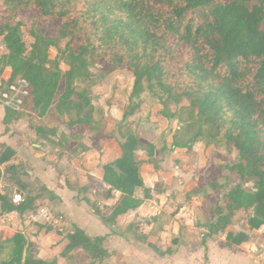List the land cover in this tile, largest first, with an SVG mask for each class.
<instances>
[{
    "label": "trees",
    "instance_id": "trees-1",
    "mask_svg": "<svg viewBox=\"0 0 264 264\" xmlns=\"http://www.w3.org/2000/svg\"><path fill=\"white\" fill-rule=\"evenodd\" d=\"M23 28L34 38L31 59L21 56ZM0 45L6 49L0 76L9 67L10 81L26 77L25 108L43 118L44 125L30 122L25 143L57 162L76 201L88 203L95 188L103 199L118 191L114 205L89 202L92 212L158 255L213 240L233 251L262 250L264 264V0H0ZM50 48L66 60L64 71L43 65ZM118 87L127 115L117 120L107 111ZM186 109L202 126L193 142H201L204 152L195 185L203 195L191 211L190 228L172 237L167 249L166 236L151 231L154 219L136 209L152 199L169 209L183 195L173 191L175 177L161 165L160 154L168 151L161 122ZM123 123L124 132L117 131ZM15 155L4 147L0 165ZM146 174L154 178L152 187ZM30 188L18 207L0 189L1 211L17 212L19 219L13 253L1 264H61L74 250L86 254L87 264H106L107 234L88 237L78 227L59 254L42 257L40 244L57 233L31 220L35 207L47 201L37 199L41 183ZM244 197L251 207L241 203Z\"/></svg>",
    "mask_w": 264,
    "mask_h": 264
},
{
    "label": "crops",
    "instance_id": "crops-1",
    "mask_svg": "<svg viewBox=\"0 0 264 264\" xmlns=\"http://www.w3.org/2000/svg\"><path fill=\"white\" fill-rule=\"evenodd\" d=\"M10 76H11V68L5 67L3 74L0 76V82L6 80ZM0 107L7 109L2 105H0ZM13 132L14 129L12 128V123L10 122L8 123V121L4 123V119L2 118L0 121V150L3 149L4 147H10L16 152V155L14 156V159L9 161L15 166L10 165L9 167L6 168L5 167L6 163L0 165V170H1L0 189L3 191L4 194H6L10 189H16L20 192L26 193L28 197L31 189L30 185L32 184V186L37 187L38 184L41 183L42 191L40 192L41 194L37 197V199H44L47 202H51V203L57 202V207L59 209V212H61L65 217L64 219L62 217V220L67 225V227H65L67 229V232H64L65 229L63 231L56 229V233L57 232L61 233V236L65 238H60L59 241L57 240V238H59V236H57L58 233L55 234L48 242L40 244L42 250L47 249L49 250L48 252L54 254L56 253L55 251L58 250L62 251V248L68 242V235L73 233L75 228L78 227L82 229L88 237L107 234L105 240V246L108 249V252L111 254L108 258L110 259L111 257L116 256V258L119 259L118 262L120 264H263L262 250H257L256 252L233 251L229 248L220 247L213 240H207L205 246H198L195 248L180 247L175 253H168V250H166L167 252L164 255H158L153 249L152 250L148 249L150 247H148L145 243L139 241L138 239H136L137 241L135 242H137V244L139 245H133L132 243V248L129 249L128 247L131 245H129V242L125 239V237H122L123 235H121V234L126 235L125 233L126 231H121V232L119 231L118 233L115 229H111L112 233L110 234L108 231L107 232L104 231L103 233H100L98 235L89 236L87 231L88 227L83 224L82 218L84 215L87 214H92L96 216L92 212V209H90L91 208L90 205L87 204V202L85 201H76L73 197L74 193L67 189L64 182L62 185H59V181L57 178L58 169L56 162L45 161L43 158L44 153L42 151L38 150L33 144L25 143L24 137L26 134H28V132L24 131L23 133L20 134L19 137L13 134ZM169 154H171V152ZM22 166L24 167L26 166V173L21 174L14 179L9 173L11 171L9 170V168L12 169L15 168L17 170H20ZM150 178H152L153 180L152 185H149L148 183L147 184L150 187H152L154 183V178L152 176ZM21 184H22V188L20 189L17 186ZM46 195L49 197H47ZM119 195L120 193L118 191L112 190V197L107 198L103 201L104 203H106L105 206L114 205ZM50 197L53 198L50 199ZM181 197H183V195H176L175 202L178 200V198ZM175 202L173 206L169 208V210H167L160 208L155 199L144 201L136 209V215H139L144 218L147 217L154 219V223L152 226L154 230L152 231L151 228L152 233H162L163 235L167 236L169 232L165 231L167 229V227H165L166 223L165 224L161 223L164 220L161 219V213L163 212L166 215H169L170 213H174L177 203ZM148 205L152 206L150 212L153 211L152 214L154 215H148L150 213L147 212L144 213ZM80 206H84L85 208L84 207L80 208ZM178 207L185 208L184 205ZM56 212L58 214L57 210ZM155 215L157 216V219ZM0 217L2 222V224H0V233L2 235V237L0 238V264H1L3 261L8 260L13 253L12 237L17 233V224L19 219L17 212L7 214L1 211V207H0ZM173 217H177V214L174 213ZM88 218L91 219V217ZM92 220L94 219L92 218ZM101 221L104 222L103 220ZM189 228L186 227V229ZM177 236L179 235L172 234V237H177ZM113 237L114 238L116 237L118 239H123V242L121 241L118 242V245L120 247L113 245L114 241H111V238L113 239ZM209 241H213V242H209ZM54 244L57 247H55ZM121 248H124L126 250V253H123L121 251ZM137 250L139 252H137ZM63 259L64 257L60 258L61 264H63L62 263Z\"/></svg>",
    "mask_w": 264,
    "mask_h": 264
},
{
    "label": "rangeland",
    "instance_id": "rangeland-1",
    "mask_svg": "<svg viewBox=\"0 0 264 264\" xmlns=\"http://www.w3.org/2000/svg\"><path fill=\"white\" fill-rule=\"evenodd\" d=\"M22 33H23L22 35H23V41L25 43V48L21 56L27 59H31L33 57L32 46L34 44V38L29 33V31L25 28H23ZM5 52H6V49L2 45H0V53H5ZM43 65L49 70H53L56 67V65H58L59 69L61 71H64L67 65V62L64 58L57 56L56 51L50 48L48 50L47 61ZM89 69L91 72L96 73V74L99 71V67L97 65H94V66L92 65L90 66ZM94 81L99 82L100 80L99 78L95 77ZM84 83L85 82H81L80 80L76 82V84L80 86L84 85ZM142 84L145 85L144 80L142 81ZM120 89H121L120 87L117 88L115 95L112 98L113 107H111V110L107 111V114L110 118L117 119V120L127 115V111H126L127 105L125 104L124 99L120 95V92H121ZM138 100H139L138 97H134L132 101L133 103H136ZM158 107L169 108L171 110L174 109L172 105L167 107V105L163 103L159 104ZM60 111H63L62 107H60ZM2 118L6 119L8 123L9 122L12 123V128L14 129L13 134H15L17 137H19L20 134L23 133L24 131L29 133L28 126L30 122L32 121H34L37 124L44 125L43 119L38 117L28 107L24 108L21 111L4 109L0 107V121ZM124 130H125L124 123L118 124L117 131L124 132ZM161 130L163 131L165 140H166V142L164 143L165 144L164 147L165 149L171 152V154H169L170 152H167L166 154L161 152L160 154L161 165L165 170L171 171L175 177L173 191H175V193L177 194H183V197L178 198V200L176 201L177 203L175 202L176 209L174 210L175 211L174 213L177 214V217H173L174 213H170L169 215H166L163 212L161 213V219H164L161 223L163 224L166 223L165 227H167V229L165 231L169 232V234L165 237V243L168 244V247H167L168 249L172 234L180 235L184 230H186V227L188 228L190 227L191 211H193V209H195V207L201 201L203 190L196 188L195 185H196L199 169L204 165L205 159H204V152L201 146V142H193L195 135L198 132H202V126H201V121L198 119V117L196 116V114L194 113L192 109H186L182 111L181 113H179L176 120L175 119L163 120L161 122ZM201 141H206V136L204 134L202 135ZM223 144L224 143L221 141H218L216 143L217 146H220V145L222 146ZM137 153L141 154L142 150L139 149ZM12 159H14V157ZM10 165L15 166L14 164L9 162V163H6L5 167L7 168ZM9 170H11L9 172L10 175L15 179L17 176L26 173V166L25 167L22 166L20 170H17L15 168L13 169L9 168ZM57 176H58L57 178L59 181V185H62L63 176H59L58 173H57ZM150 177L151 176L146 174L145 180L149 185H152L153 180ZM221 182L224 183L225 179H221ZM19 186L17 187L21 189L22 184ZM246 187H248L250 191L252 192L256 190V186H254V184H252L251 182H246ZM93 191L96 194L94 196L87 197V200H89L90 203H94L98 205L99 207H104L106 203L103 202L105 199H103L102 194L99 192L100 190L98 188H95ZM227 192H228V189L225 188L224 193H227ZM52 198L53 197H50V199ZM89 202L87 204H89ZM52 203L55 204L56 210L58 211V216L63 217L64 219L65 218L64 215L61 212H59V209L57 207V202H52ZM230 203L240 205L238 201H234V200H230ZM241 203L247 204L249 205V207H251V203L249 199L246 197H244L241 200ZM220 204L223 207H225L224 199L221 198ZM182 205H184L185 208L178 207ZM83 207L84 206H80V208H83ZM151 207H152L151 205H148L144 213L147 212V213H150L148 215H154L152 214L153 211L150 212V209H152ZM88 217H91V219H89ZM155 217L157 219L156 215ZM92 218L94 220H92ZM82 222L85 226L88 227L87 231H88L89 236L98 235L100 233H103L104 231L105 232L108 231L109 233H112L111 229H115L118 233L119 231L120 232L124 231L122 227L116 226L115 224L107 222V221H104L105 222L104 223L98 217L92 214L84 215L82 218ZM103 223H104V226H103ZM0 224H2L1 217H0ZM153 230L154 229L152 228V231ZM57 233H58L57 236H59L57 240L60 241V238H65L61 236V233L59 232ZM125 233L126 235L124 234H121V235H123L122 237H125V239L129 242V245H131L128 247L129 249L132 248V243L133 245H139L137 244V242H135L137 240L133 233L131 232H125ZM1 237L2 235L0 233V238ZM111 241H114L113 245L120 247L118 245V242L119 241L123 242V239H118L116 237L115 238L113 237V239L111 238ZM209 242H213V241H209ZM55 247L57 246L55 245ZM148 249L152 250L151 248H148ZM48 251L49 250L47 249L42 250L41 256L45 257L46 254L49 253ZM121 251L123 253H126V250L124 248H121ZM55 252H56L55 254H59L61 251L58 250ZM137 252L139 251L137 250ZM118 260L119 259L116 258V256H113L110 259L107 258L105 261L107 264H120ZM62 263L63 264H87L88 257L81 250H74L66 254Z\"/></svg>",
    "mask_w": 264,
    "mask_h": 264
},
{
    "label": "built area",
    "instance_id": "built-area-1",
    "mask_svg": "<svg viewBox=\"0 0 264 264\" xmlns=\"http://www.w3.org/2000/svg\"><path fill=\"white\" fill-rule=\"evenodd\" d=\"M4 82V85H2ZM30 97V83L23 75H17L10 81V77L0 82V105L3 107L21 111L25 108V104ZM28 197L26 193L20 192L16 189H10L7 192V201L18 207L26 203ZM33 222L44 224L63 231L62 227H67L62 217L58 216L54 204L51 202H44L40 206L35 207L30 214ZM64 232H67L65 228Z\"/></svg>",
    "mask_w": 264,
    "mask_h": 264
},
{
    "label": "bare ground",
    "instance_id": "bare-ground-1",
    "mask_svg": "<svg viewBox=\"0 0 264 264\" xmlns=\"http://www.w3.org/2000/svg\"><path fill=\"white\" fill-rule=\"evenodd\" d=\"M4 233V232H3Z\"/></svg>",
    "mask_w": 264,
    "mask_h": 264
}]
</instances>
